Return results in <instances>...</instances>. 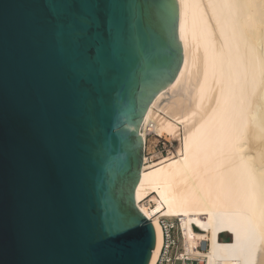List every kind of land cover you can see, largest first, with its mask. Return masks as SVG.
<instances>
[{"label":"water","instance_id":"1","mask_svg":"<svg viewBox=\"0 0 264 264\" xmlns=\"http://www.w3.org/2000/svg\"><path fill=\"white\" fill-rule=\"evenodd\" d=\"M177 28V0H0V264H148L138 125Z\"/></svg>","mask_w":264,"mask_h":264},{"label":"bare ground","instance_id":"2","mask_svg":"<svg viewBox=\"0 0 264 264\" xmlns=\"http://www.w3.org/2000/svg\"><path fill=\"white\" fill-rule=\"evenodd\" d=\"M177 4L182 63L138 125L134 201L155 232L148 264L162 244L161 217L177 220L184 254L205 264H264V0ZM151 132L177 139L174 151L147 156ZM222 232L231 240L219 241Z\"/></svg>","mask_w":264,"mask_h":264},{"label":"built area","instance_id":"3","mask_svg":"<svg viewBox=\"0 0 264 264\" xmlns=\"http://www.w3.org/2000/svg\"><path fill=\"white\" fill-rule=\"evenodd\" d=\"M159 221L162 228V244L154 264H175L178 258H180V264H205L200 255L184 254L182 246L179 247V232L174 219L161 217ZM207 246V242L202 241L196 248L205 251Z\"/></svg>","mask_w":264,"mask_h":264},{"label":"rangeland","instance_id":"4","mask_svg":"<svg viewBox=\"0 0 264 264\" xmlns=\"http://www.w3.org/2000/svg\"><path fill=\"white\" fill-rule=\"evenodd\" d=\"M151 132L148 133L146 136V147H145V154L149 157H152L154 154L156 155H167L169 152H173L175 147L178 144V140L177 139H170L169 137H160V136H156ZM150 138V139H149ZM150 141V142H149ZM148 142V143H147ZM180 218V222L184 217H179ZM205 220V224L204 226L208 225L209 223V219L207 216L203 217ZM175 220V226L177 228V220ZM179 232V230H178ZM179 235V242L178 245L179 247H181V237H180V232L178 233ZM217 239L219 241H226V240H231V235L230 234H226V233H222L220 234V236L217 237ZM175 264H180L179 261L175 262Z\"/></svg>","mask_w":264,"mask_h":264},{"label":"crops","instance_id":"5","mask_svg":"<svg viewBox=\"0 0 264 264\" xmlns=\"http://www.w3.org/2000/svg\"><path fill=\"white\" fill-rule=\"evenodd\" d=\"M222 233H225V232H222ZM222 233H220V234H222ZM220 234H219V235H220ZM226 234H227V233H226Z\"/></svg>","mask_w":264,"mask_h":264},{"label":"trees","instance_id":"6","mask_svg":"<svg viewBox=\"0 0 264 264\" xmlns=\"http://www.w3.org/2000/svg\"><path fill=\"white\" fill-rule=\"evenodd\" d=\"M223 241V240H222ZM225 241V240H224ZM226 241H229V240H226Z\"/></svg>","mask_w":264,"mask_h":264}]
</instances>
